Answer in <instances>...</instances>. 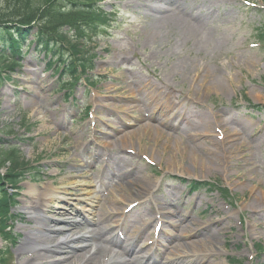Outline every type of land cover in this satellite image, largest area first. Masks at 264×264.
I'll list each match as a JSON object with an SVG mask.
<instances>
[{"label":"rangeland","instance_id":"374dc122","mask_svg":"<svg viewBox=\"0 0 264 264\" xmlns=\"http://www.w3.org/2000/svg\"><path fill=\"white\" fill-rule=\"evenodd\" d=\"M154 1L140 0L138 10L133 7L138 5L136 1L131 0H105L101 5H94L99 12L107 13V17L97 14L96 18L105 20V24L111 20L113 25L99 29L96 44H91L92 70H76L73 74L77 82L75 107L67 109L70 104L66 108L60 104L65 91H56L57 77L46 68L50 56L58 53L62 56V51L64 55L71 54L55 44L44 46L46 50L41 51L36 49L39 42L33 44L21 65L10 69L11 81L0 86V135L10 132L5 135L16 139L14 144L31 168V173L25 175L17 188L7 186L15 202L6 208L9 210L6 225L3 229L0 226V253L7 252L8 258L5 264L44 263L41 253L47 252L45 245L27 244V237L36 235H44L45 240L52 242L51 246L60 244V248L48 253L52 257L46 264H79L88 248L83 247L80 240L74 241L84 226L69 225L80 220L77 216L81 213L73 215L75 206L90 208V198L99 193L102 197L93 202L91 213L104 219L105 209L112 206L117 214L118 208L123 210L140 191L142 183H134L129 191L131 196L123 195L120 200H116L112 192L118 183L135 181L134 172L139 168L137 176L148 175V187L158 182L150 198L155 205L149 204L154 211L156 206H163L177 214L182 212L172 216L179 221L181 229L200 223L196 238L216 243L218 255L206 254L199 260L194 256L192 261L197 264L199 261L201 264H264V0H213L216 3L205 22L206 35L201 31L196 36L201 41L190 40L179 47L173 44V51L169 50L170 42L146 40L151 18L145 16L144 5ZM180 1L198 6L203 0ZM5 34L0 30L1 42ZM46 52L47 57H44ZM182 61L194 64L191 71L196 66L198 70L211 72L217 66L223 68L225 92L206 86L198 90L190 79L193 72L185 80L175 68ZM90 83L92 87H88ZM196 96L201 99L197 100ZM165 101L169 102V107L159 108L167 105ZM83 105L90 109L79 114ZM141 113L150 116H138ZM205 115L210 122H226L231 134L229 146L235 136L244 141L243 152L233 148L231 154L222 155V160L217 162L219 165L213 162L214 171L203 173L192 165L191 159L182 161L178 159L180 156L177 158L179 167L168 166L170 153L172 156L181 154L182 149L175 150L181 147L177 144L180 142L175 138L166 142V136L162 142H154L155 131L141 132L144 131L142 126L149 122L168 135L172 133L188 143L201 142L215 149L211 139L219 140L217 132L222 129L206 130L203 125L184 129V118L198 122ZM133 130L141 132L139 137L146 134L142 146L151 149L147 154L152 159L144 155L141 151L144 149L137 142L133 146L135 152L124 148L126 144L120 136ZM192 132L202 136L200 141H192L188 136ZM163 144L170 147L165 151ZM107 159L111 165L116 162L117 165L106 168ZM130 162H134L132 167ZM117 167L127 170L124 178L120 173V177L116 176ZM7 170L0 169L3 182ZM176 174L203 181L208 192H189L186 184L176 179ZM50 184L59 194L48 199L43 208L39 207L43 192ZM196 196L199 205L191 207ZM26 205L31 209L25 208ZM142 210L137 207L128 216L139 222L152 218L153 212L140 213ZM1 222L2 217L0 225ZM252 224H256L255 228ZM166 226L169 232L173 229ZM193 237L179 238L175 242H188ZM185 246L187 249H183L192 252L201 244ZM37 255L40 258H34Z\"/></svg>","mask_w":264,"mask_h":264},{"label":"bare ground","instance_id":"6f19581e","mask_svg":"<svg viewBox=\"0 0 264 264\" xmlns=\"http://www.w3.org/2000/svg\"><path fill=\"white\" fill-rule=\"evenodd\" d=\"M131 1H136L138 5L133 6V7L138 10L139 6H141L140 0H131ZM160 1L164 2L163 6H161L159 3L150 4L152 8L150 9V11L145 12L147 14V17L151 18L149 30L146 32V40L156 41L157 39H159V40H162L163 42H170L168 45V47H170L169 48L170 51L174 50L173 44L179 47V46L186 45L190 40L195 39L194 43H196L197 41H201L200 38L197 39L196 36H198V33L201 31H204L206 35L205 22L208 18L207 15L196 16L192 13H189V11L186 8H182L181 6H176L172 4L171 2L168 3V0H160ZM154 9H156V11H153ZM202 39L203 41H205L204 38ZM193 66H194L193 63L189 64L187 61H182L175 68L181 72L180 76L184 78L185 80H188L190 72L191 73L193 72L194 76L191 77L190 79L194 81L195 84H197L196 88L198 90H201V86H206L209 88L216 87L220 91L225 92V86L223 85V75H222L223 68H220L217 66L214 72H211L210 70H198L196 66L194 70L191 71ZM42 87L44 88V86ZM42 87L41 89H43ZM164 88L168 89V85L164 86ZM196 99L200 100L201 98H198L196 96ZM203 117L198 122H192L189 119L184 118L186 120V122H184L185 124L184 129L189 126L191 128L197 129V126H200V125L205 126L206 130L212 128L214 129L212 131H217V129L219 131V129H222L220 132H217L218 133L217 137L219 138V140L211 139L213 144H215V149L208 148L205 144L201 142H196V144L188 143L185 139L182 138L183 140H181L177 136H174L172 133H169L170 135H168L166 134V131L164 129L160 128L158 125H153L149 122L142 126L144 131H141V132L151 133L155 131L156 136H154V142H159V141L162 142L163 137L165 136H166V139H168L166 142H169V140H172L173 138H175L178 142H180L177 144H180L181 147L180 148L176 147L175 150H177L176 152H178V150L182 149L181 154L172 156L173 153H170V157L167 160L168 166L172 168L179 167L177 164L178 162L177 158L178 156H180L181 158H178V159L182 161L183 160L187 161L191 159L192 165L197 166L198 169L203 171V173H205L206 171L210 172V171H214L215 169L214 167L215 164L213 162L217 163L219 160H222V155L224 154H227V155L231 154V150L233 148H237L241 152H243L244 141L240 138H237V136H235L236 138L232 140V146H229L228 139L230 138L231 134H230V131L228 130L226 122L224 120L223 121L216 120V121L210 122V118H208L206 115ZM141 132H136L135 130L129 131L127 132V134L120 136V140L125 142L126 146H124V148L128 150L131 149V151L133 152H135L134 150L135 148L133 146L137 142L140 148L144 149V150H141L144 153V155H146L148 159H152V157L147 154V151H150L151 149L148 146H142L143 142L146 139L145 138L146 134H143L142 136L139 137V134ZM234 134H237V133H234ZM188 136H190V138L194 142L200 141V139L202 138V136H199L197 132H194V133L192 132ZM128 138L130 139L127 140ZM149 138H148V143L149 141H151V139L149 140ZM109 143L112 144L113 142H109ZM113 145L114 144H112L111 146ZM169 147L170 145L164 146L165 151ZM189 163L190 162H188L187 164L189 165ZM132 165H134V162L131 163L130 167ZM216 165H219V164L217 163ZM231 167L232 165H230V168ZM140 169L141 168H139L138 171ZM138 171L134 172L136 176L133 179L135 181H133L130 184L129 182L122 183L115 187V191H113L112 194L116 200L117 199L119 200L121 196L123 197V195L131 196L130 195L131 193L129 194V191L132 190L133 187L135 186L134 183H142V186H141L140 191L137 194H134L133 196H137V195L139 197L146 196L151 192L152 185L151 187H148V184L150 182L148 175H143L141 176V178H138L137 176ZM254 188L255 186L252 187V191ZM262 191L264 193V190ZM57 194H59V191L55 189L52 184L48 185L45 192H43L44 196L42 197V204L39 207L43 208L46 205V201H50ZM254 195H257V192H255ZM128 198L129 197H127L124 200L127 201ZM93 199L94 198H91V201H94ZM89 204H92V203L90 202ZM256 204H258V202ZM256 204L252 203L253 206H255ZM245 207L246 206H244V209ZM25 208L31 209L29 208V205H26ZM180 214H182V212L177 215H180ZM166 215L167 214L164 213L165 218H167ZM184 217H187V216H184ZM99 220L100 219H94L96 225L98 224V222L99 224H102V222ZM184 220L186 219L184 218ZM157 221H162L163 223L165 222L161 216L159 217ZM191 223H193V221ZM127 224L128 222H123V228ZM200 225L202 224L196 223V224L188 225L187 227L182 228V229L180 228L179 225L176 226V230L179 229V233L181 232V235H178V234L176 235L177 238H180L181 236L182 238L186 237L188 236L189 233H191V235H193L195 238L193 237L194 238L193 240L181 243L178 246L176 243L175 247L173 248L176 250L173 252L171 251L172 253L171 255H169V258H172V259H168L162 256L160 258L159 264H197V262L192 261L194 260V256H197L199 260L200 258H203L202 257L203 255H206V254L209 257H215L216 255H218L217 249H216V243H213L211 240L204 239L202 237L196 238L197 236L195 235L196 234L195 229H197ZM255 225L256 224H252L254 228H255ZM203 230L205 229L203 228L200 231L202 232ZM56 232H60V231H56ZM80 232H79V237L75 239L74 241L80 240L83 243V247L86 246L88 249L83 253L82 260L79 264H113L111 261L112 259H114L113 257L114 254L111 250L108 249L106 245L107 243L108 244L113 243V240H112L113 238L117 239L116 241H114L116 244H119L120 241H122L123 239L119 238L118 236L112 237L110 235L108 236L107 239H105V237L101 233L99 232L97 233V229H92L91 231L88 232V235L86 232H81V233ZM144 232L145 230L140 235H143ZM174 240H175V237L172 239L171 242H173ZM33 242L35 244L41 243L42 245H45L46 247L45 250H47V252L41 253V259L44 261V263L42 264H46L45 262L48 261L52 257V255L48 254L49 252L53 253V250L60 248V244L51 246L50 244L52 242L50 240H45L44 235L42 236L36 235L35 238L33 236H28L27 244L33 243ZM103 242H106L105 245L103 244ZM195 244H198V245L201 244V246L196 249H193L192 252L191 250L183 249V248H186L185 245L192 246ZM64 245H67V243H65ZM137 245H138V240L134 239L129 247L131 248V250H133L134 248L137 247ZM176 253H179L180 255ZM122 255L124 254L116 255V256L121 257ZM177 256H180V257H177ZM34 258H40V255L34 256ZM199 264H201V261H199Z\"/></svg>","mask_w":264,"mask_h":264},{"label":"trees","instance_id":"16d2710c","mask_svg":"<svg viewBox=\"0 0 264 264\" xmlns=\"http://www.w3.org/2000/svg\"><path fill=\"white\" fill-rule=\"evenodd\" d=\"M0 1V30L6 32L5 38H7L4 40L5 43H0V86L11 78L10 69L21 65L20 58L24 55V50L30 47L25 45V40L33 30H36L35 40L39 42V46L55 44L71 51L68 56L64 55L63 51L62 56L57 54L59 62L56 67L57 70L63 68L62 75L66 73L73 75L76 70L92 69L94 53L91 44L96 40L100 27L104 25L96 18L98 12L93 5L95 0ZM52 60L56 63L54 59ZM53 61L49 62L50 66H55ZM63 80L62 86L66 87L68 80ZM5 134L0 135V169L8 168L4 175L6 181L3 182V176L0 174L2 229L6 225L5 221L8 220L7 216H4L8 212L6 209L8 203H13L15 199V196L6 189V185L17 187L30 170L19 148L13 144L15 139H10Z\"/></svg>","mask_w":264,"mask_h":264}]
</instances>
